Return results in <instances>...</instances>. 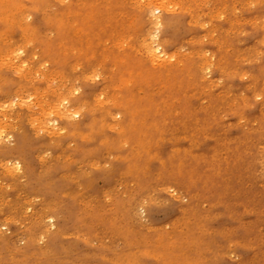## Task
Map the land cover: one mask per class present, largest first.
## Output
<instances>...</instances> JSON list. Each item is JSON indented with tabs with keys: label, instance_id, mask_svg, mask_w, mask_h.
Listing matches in <instances>:
<instances>
[{
	"label": "rangeland",
	"instance_id": "1",
	"mask_svg": "<svg viewBox=\"0 0 264 264\" xmlns=\"http://www.w3.org/2000/svg\"><path fill=\"white\" fill-rule=\"evenodd\" d=\"M148 2L0 0V264H264V0Z\"/></svg>",
	"mask_w": 264,
	"mask_h": 264
},
{
	"label": "bare ground",
	"instance_id": "2",
	"mask_svg": "<svg viewBox=\"0 0 264 264\" xmlns=\"http://www.w3.org/2000/svg\"><path fill=\"white\" fill-rule=\"evenodd\" d=\"M9 1L10 0H2V2L3 3H9ZM153 3V0H149V2L147 3V6L149 7V10L151 11V10H153V8H152V4ZM162 3H163V5L161 6L160 5V7L162 8L163 6L165 7V4H164V0H162ZM30 7H33V5L32 6H30ZM12 10L13 9H11V10H6V11H4V12H0V23L1 24H3L4 26H9V24H10V22H11V19H10V15H11V12H12ZM152 12V11H151ZM167 12V11H166ZM153 18V17H152ZM157 19L158 18H161V23H165L166 24V22H167V20L166 19H163L161 16H157L156 17ZM157 19H155V20H153V19H151V21L153 22V23H159L158 22V20ZM12 23V22H11ZM158 26V25H157ZM159 26H161V25H159ZM23 27V26H22ZM178 27V26H177ZM4 28V27H3ZM37 26L35 25V24H32V22L31 23H26V25L22 28L24 31L23 32H26V34H28V37H30V41H32L33 39H35L36 38V36H37ZM1 29V28H0ZM174 29V28H173ZM2 30V29H1ZM5 31V30H4ZM158 31V30H157ZM157 31L155 32V33H157ZM155 33H154V35H155ZM167 34V33H166ZM129 37V36H128ZM1 38H2V36L0 35V41H1ZM9 38V37H8ZM11 38V37H10ZM6 40V39H5ZM4 40V41H5ZM146 40H148V39H146ZM3 41V44L5 45L4 47H7V48H5L6 50H8V48H10V50H13V51H10L11 53L12 52H15V51H17V50H20V49H24V47L23 46H18V44L15 46V44H14V42H11L10 44H6V42H4ZM153 41V40H152ZM2 42V41H1ZM1 42H0V45H1ZM36 42H38V41H36ZM148 42H150V41H148ZM26 43V42H25ZM29 43V42H28ZM39 43V42H38ZM151 43V42H150ZM146 44V43H145ZM25 45V44H24ZM153 45V44H152ZM93 47V46H92ZM146 47V46H145ZM143 48V47H142ZM141 48V49H142ZM165 48V47H164ZM17 49V50H16ZM6 50H5V53H6ZM140 50V49H139ZM1 51V50H0ZM147 51H149V53L152 55V56H154V57H160L161 55H159V54H162V55H165L164 53H163V51L162 50H160V45L159 44H157L156 46H155V48H153V49H151V48H149V50H147ZM145 52V51H144ZM157 52H159V54L157 53ZM3 53V52H2ZM7 53H8V51H7ZM18 53V52H17ZM143 53V52H142ZM149 53H147V54H149ZM147 54H146V56H147ZM149 54V55H150ZM13 55V54H12ZM17 55V54H16ZM19 55V54H18ZM6 56H9V55H6ZM10 57H11V54H10ZM9 57V58H10ZM13 57V56H12ZM19 57V56H18ZM18 57L16 58V59H18ZM15 58V57H14ZM21 58V57H20ZM19 58V59H20ZM25 58H26V56H25ZM15 59V60H16ZM157 59V58H156ZM13 60V59H12ZM150 60H151V58H150ZM13 62V61H12ZM17 63H18V61H16ZM22 62V61H21ZM27 62V61H26ZM57 62V61H56ZM170 61H168V59H165L164 61H162L161 62V64H160V66H158V67H167V63H169ZM20 63V62H19ZM18 63V64H19ZM171 63V62H170ZM4 64V63H3ZM55 64H57V63H55ZM206 65H207V67H211V63H209L208 61L205 63ZM213 64V63H212ZM6 65V64H5ZM21 65V64H20ZM20 65H18V66H20ZM59 65V64H58ZM39 66V65H38ZM56 66V65H55ZM155 66V65H154ZM27 67V66H26ZM25 67V68H26ZM43 67V66H42ZM94 67V66H93ZM21 69V68H20ZM132 69H137V68H132ZM29 71V70H28ZM25 72V71H24ZM27 72V71H26ZM25 74V73H24ZM53 75V74H52ZM22 76H23V74H22ZM44 77H46V75L44 76ZM47 78V77H46ZM205 79V78H204ZM207 79V78H206ZM38 82L39 81H41V80H37ZM14 83V82H13ZM11 84V83H10ZM3 85V84H2ZM6 85V84H5ZM9 85V84H8ZM29 86V85H28ZM3 87V86H2ZM10 89V88H9ZM119 89V87H117V88H115V90H116V92L115 93H113L114 95L111 97V99L109 98V100H107V98H106V102H98V104H96V106L94 107V108H96V109H98V110H101V108L104 110L103 111V113H104V115L108 118V120H109V123H107V125L108 124H113L112 126L114 127H117V126H119V125H121L123 122H124V119H117L116 117H114V115H115V111H117V112H119V113H121L122 114V110L124 111H129V113H130V111L131 110H127V109H130L129 107H130V104H128V107H126V109H125V107H124V100L126 99V96H125V98H124V96H123V91L124 90H122V91H119L118 90ZM16 90H19V89H17L16 88ZM33 91V90H32ZM56 91V90H55ZM100 92V91H99ZM30 93V92H29ZM32 93V92H31ZM30 93V94H31ZM34 93V92H33ZM39 93V92H38ZM37 93V94H38ZM55 93V92H54ZM262 93V92H261ZM25 94V93H24ZM36 94V93H35ZM108 94V93H107ZM260 94V93H259ZM100 95H101V92H100ZM105 96V95H104ZM19 97V96H18ZM17 97V98H18ZM16 98V99H17ZM12 100V99H11ZM10 100V101H11ZM14 101V100H13ZM62 101V100H61ZM12 102V101H11ZM24 102V101H23ZM13 103V102H12ZM21 103V102H20ZM48 103V102H47ZM59 103V102H58ZM63 103V102H62ZM3 104V103H2ZM17 104L19 105V103H18V101H17ZM22 104H24V103H22ZM59 105V104H58ZM60 105H62V104H60ZM0 106H3V105H0ZM26 106V105H25ZM56 106V109H58L57 108V105H55ZM20 107H22V106H20ZM28 107V106H27ZM26 107V108H27ZM48 107V106H47ZM91 107V106H90ZM1 108V107H0ZM29 108V107H28ZM63 108V107H62ZM66 108V107H65ZM72 108V107H71ZM92 108V107H91ZM124 108V109H123ZM113 110H115V111H113ZM58 111H59V109H58ZM72 111V110H71ZM124 111V114H127L126 112ZM92 112V111H91ZM68 113H70V112H68ZM75 113H73V115H74ZM46 115H48V114H46ZM58 116V115H57ZM66 116V115H65ZM1 117V116H0ZM113 119H112V118ZM40 118V117H39ZM43 117H41V119H42ZM45 118H47V116L45 117ZM2 119V118H1ZM30 120V119H29ZM44 120V119H43ZM47 120H48V118H47ZM63 120V119H62ZM7 121V120H6ZM45 121V120H44ZM46 124V123H45ZM33 125V124H32ZM30 126V125H29ZM111 126V125H110ZM110 128H112V127H110ZM35 130V129H34ZM117 131H121V130H117ZM33 132H36V131H33ZM37 133V132H36ZM22 136V135H21ZM37 137V136H36ZM26 138H28V136L26 137ZM28 139H30V138H28ZM22 140H24V138H22ZM27 140V139H26ZM37 141V140H36ZM15 142H17V141H15ZM19 142H21V141H19ZM18 142V143H19ZM25 142V141H24ZM22 143V142H21ZM32 143H33V141H32ZM26 144H28V143H26ZM36 145V144H35ZM41 145V144H40ZM9 146V145H8ZM13 146V145H12ZM28 146H30V144H28ZM37 146V145H36ZM46 146V145H45ZM19 147V146H18ZM48 147V146H47ZM2 148V147H1ZM17 148V147H16ZM22 148V147H21ZM10 149V148H9ZM13 149V148H12ZM12 149H11V151H12ZM20 150H22V149H20ZM20 150H19V152H20ZM28 150V149H27ZM1 151V150H0ZM7 152H8V150H7ZM24 153V152H23ZM22 153V154H23ZM1 154H2V152H1ZM21 154V153H20ZM131 154H132V152H131ZM3 155V158H4V154H2ZM15 155V154H14ZM19 155V154H18ZM10 156V155H9ZM8 156V157H9ZM16 156V155H15ZM83 156V155H82ZM13 158V157H12ZM20 158H22V157H19V159ZM27 158V157H26ZM26 158L24 157V159L26 160ZM15 159V158H14ZM18 159V158H17ZM30 160V159H29ZM28 160V161H29ZM35 160V159H34ZM3 160H1V162H2ZM10 162V161H9ZM12 162V161H11ZM28 163V162H27ZM93 163H95L96 164V162H94L93 161ZM98 163H99V160H98ZM25 165V164H24ZM22 166V165H21ZM261 166V165H260ZM28 167V166H27ZM55 167H56V165H55ZM26 168V167H25ZM29 168V167H28ZM32 168V167H31ZM63 167L61 166V169H62ZM63 169H65V168H63ZM51 170V169H50ZM100 170V169H99ZM43 171V170H42ZM27 174V173H26ZM30 174H31V172H30ZM104 174V173H103ZM108 174V173H107ZM28 175V174H27ZM67 175V174H66ZM28 177V176H27ZM30 177H31V175H30ZM29 178V177H28ZM32 178V177H31ZM40 179H41V177H40ZM39 179V180H40ZM109 179V178H108ZM33 180V179H32ZM68 180V179H67ZM81 180V179H80ZM45 181V180H44ZM69 181V180H68ZM71 181V180H70ZM74 181V180H73ZM72 182V181H71ZM12 183V182H11ZM64 183V182H63ZM85 183V182H84ZM31 184V183H30ZM29 184V185H30ZM52 184H55V183H52ZM47 185V184H46ZM50 185V184H49ZM95 187V186H94ZM93 187V188H94ZM60 189H61V187H60ZM67 189V188H66ZM89 189H91V188H89ZM17 191H18V189H16ZM29 190H31V189H29ZM70 190V189H69ZM85 190V189H84ZM94 191V190H93ZM16 192V191H15ZM60 192V191H59ZM61 193V192H60ZM78 194V193H77ZM77 194H74V197L77 195ZM10 195V194H9ZM14 195V194H13ZM61 196V195H60ZM24 197V196H23ZM12 198V197H11ZM26 199V198H25ZM59 199H60V197H59ZM75 199V198H74ZM75 201V200H74ZM25 202V201H24ZM64 203V202H63ZM72 204V203H71ZM138 204H140V203H138ZM22 205V204H21ZM70 205V204H69ZM23 206V205H22ZM73 206V205H72ZM136 206H138V205H136ZM72 209H73V207H72ZM70 210V209H69ZM13 211V210H12ZM5 212V211H4ZM11 212V211H10ZM71 212H73L72 210H71ZM9 213V212H8ZM6 215V214H5ZM74 215V214H73ZM77 215V214H76ZM69 216V215H68ZM4 217V216H3ZM2 217V218H3ZM70 218H71V216H70ZM38 220V219H37ZM69 220V219H68ZM9 221V220H8ZM40 221V220H39ZM70 221V220H69ZM74 221V220H73ZM72 221V222H73ZM72 222H70V224L72 223ZM68 224V223H67ZM66 224V225H67ZM72 225V224H71ZM67 227V226H66ZM50 231V230H49ZM59 237V236H58ZM57 237V238H58ZM59 241V240H58ZM51 242V241H50ZM51 243H53V242H51ZM60 244V243H59ZM55 246V245H54ZM61 246V245H60ZM56 247V246H55ZM62 248V247H61ZM62 250H64V248L62 249ZM17 253V252H16ZM28 254V253H27ZM31 255V254H30ZM33 258V257H32ZM31 258V259H32ZM34 260V259H33ZM61 261H63V260H61ZM35 262V261H34ZM50 263V262H49ZM63 263V262H62ZM46 264H48L47 262H46ZM66 264V263H65Z\"/></svg>",
	"mask_w": 264,
	"mask_h": 264
}]
</instances>
